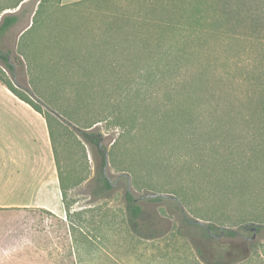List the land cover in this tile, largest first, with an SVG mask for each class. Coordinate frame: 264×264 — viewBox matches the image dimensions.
Here are the masks:
<instances>
[{"label":"rangeland","instance_id":"obj_1","mask_svg":"<svg viewBox=\"0 0 264 264\" xmlns=\"http://www.w3.org/2000/svg\"><path fill=\"white\" fill-rule=\"evenodd\" d=\"M231 1L264 9V0ZM40 7L49 9L50 21L36 32L35 45L27 46L25 35L18 42L0 38V50H9L14 65L12 74L0 60V76L51 117L61 143L68 141L61 154L68 170L88 164L91 171L68 191L66 216L55 165L48 169L49 151L20 142L30 155L7 166L1 164L6 159L0 141V235L17 239L0 246V264H55L51 247L28 241L32 216L24 207L45 208L68 223L70 242L56 246V264L67 248L73 264H206L198 249L210 256L211 241L198 236L183 216L225 228L264 223V135L253 91L264 77V31L212 41L213 48L164 77L152 92L147 64L132 62L137 46L128 37L153 29L142 25L135 31L121 17L137 8L136 0H76L64 6L41 0ZM134 95L132 113L124 114L122 101ZM154 103L160 107L152 108ZM154 113L166 120L159 124ZM78 128L100 133L107 148L115 187L106 197L90 193L93 148ZM154 128L164 131L162 138L151 134ZM229 147L245 157L236 171L222 155L230 154ZM127 184L136 195H163L158 201L142 199L154 226H161L160 236L132 231L124 202ZM224 241L236 242L245 254L231 264H264V233Z\"/></svg>","mask_w":264,"mask_h":264},{"label":"trees","instance_id":"obj_2","mask_svg":"<svg viewBox=\"0 0 264 264\" xmlns=\"http://www.w3.org/2000/svg\"><path fill=\"white\" fill-rule=\"evenodd\" d=\"M136 4L137 8L132 12L122 11L121 17L123 16L124 18L122 17V19L128 21L135 31L142 25L153 29V32L148 35H141L136 32L128 37L137 46L136 51L132 52V62L134 64H147L145 73H147L149 78L152 92L155 91L156 84L164 77H172L185 68L186 64L197 61L203 51L210 50L211 45L213 48L212 41H222L220 39L244 35L249 31H264V9L259 8L258 10L256 6L248 7L242 1L136 0ZM257 10L261 14H256ZM12 20L10 18L5 22L4 18L0 25V32H3ZM0 60L13 74L14 65L9 60V53L0 50ZM0 81L12 93L40 112L46 119L58 186L66 216H68V191L87 178L91 171L88 164L85 168L81 165L80 170H75V167L68 170V162L65 159L63 162L61 159L62 149H66L68 141L66 143L63 140V144L61 143L63 137L57 133V128L53 127L51 117L29 96L21 93L12 81L4 79L2 76H0ZM183 89L186 92V84H184L181 91ZM253 91L256 97L255 107L262 115L259 126L264 135V77ZM136 96L134 95L131 99L124 98L120 108L122 111L123 109L126 110L124 114L132 113L129 111V107L135 103ZM154 104L152 108L158 109L160 107L157 103ZM184 108L182 107L183 114L187 116V110ZM154 119L161 124L166 120V116L154 113ZM186 126L188 127L187 124ZM151 134L162 138L164 131L154 128ZM78 135L93 148L94 170L90 193L95 198L106 197L113 191L115 181L109 171L107 148L101 142V134L78 128ZM229 149L230 154L223 153L222 155L231 164H229L231 168L236 171L246 163L245 157L241 154L236 156L233 153L234 147H229ZM140 157L141 154H139ZM85 169H87V172H85ZM162 197V194L156 192L149 196L146 194L136 195L130 185H126L124 202L128 221L132 231L140 237L154 238L162 234L161 226H154L155 218L148 213L142 203L144 198L158 201ZM21 209L28 211L32 216L30 226L31 241L37 247H51V254H54L53 261L56 264V246L59 244L68 246V241L70 242L68 223L62 217L42 207H24ZM147 214H149L150 220L146 221ZM182 220L187 225L193 226L198 236L211 241L207 247L208 250L210 249V256H204L202 251L198 249L202 261L206 264H231L245 257V254H240V249H238L236 242H225V238L240 239L245 238L246 235L254 237L255 234L264 233V223L249 222L239 228H225L215 224L205 225L196 219L185 216H183ZM71 252L67 248V252L59 263L73 264ZM230 253H233V257L228 256Z\"/></svg>","mask_w":264,"mask_h":264},{"label":"crops","instance_id":"obj_3","mask_svg":"<svg viewBox=\"0 0 264 264\" xmlns=\"http://www.w3.org/2000/svg\"><path fill=\"white\" fill-rule=\"evenodd\" d=\"M76 0H59V5L64 6ZM41 0H0V25L5 18V22L13 20L7 28L0 32L1 37H14L18 42L20 37L27 36L26 45H35L34 36L46 22L50 21L49 9H41ZM27 17H24V14ZM49 35L54 32L49 31ZM1 43V42H0ZM18 43L15 44V47ZM2 51V50H1ZM9 52V50H7ZM0 141H2L1 157H5L4 165L19 164L18 157H25L30 154L25 152L20 142H27L29 146L36 148L44 146L50 153V164L48 169L55 165L52 147L50 143L49 131L46 119L28 103L12 93L5 84L0 81ZM40 158V153H34ZM47 169V170H48ZM46 170V171H47ZM56 170V167H55ZM19 171V170H18ZM17 171V172H18ZM42 171V173H46ZM1 172V171H0ZM15 172V171H14ZM16 172V173H17ZM8 174L9 171L7 170ZM41 172H39L40 174ZM41 173V175H42ZM3 179L7 177L1 175ZM42 177V176H41ZM11 179V177H10ZM43 178H41L42 181ZM58 181V180H57ZM17 239L0 236V246L15 244ZM32 243L31 239L28 240Z\"/></svg>","mask_w":264,"mask_h":264}]
</instances>
